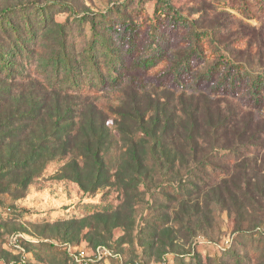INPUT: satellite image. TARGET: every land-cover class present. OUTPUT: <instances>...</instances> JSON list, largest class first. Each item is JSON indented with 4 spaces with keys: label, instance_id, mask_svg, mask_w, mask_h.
I'll list each match as a JSON object with an SVG mask.
<instances>
[{
    "label": "rangeland",
    "instance_id": "obj_1",
    "mask_svg": "<svg viewBox=\"0 0 264 264\" xmlns=\"http://www.w3.org/2000/svg\"><path fill=\"white\" fill-rule=\"evenodd\" d=\"M29 1L0 0V9ZM35 1L54 6L49 8L44 21L38 18L37 12L30 14L37 39L34 46L28 47L33 58L16 56L0 33L1 50L9 52L5 59L14 65L11 69L27 77L10 79L0 75V123L12 111L39 109L31 126L23 124L22 138L41 135L43 127H47L45 130L54 126L67 128L70 125L75 130L78 127L79 140L85 138L86 143L93 140L92 148L105 155L111 171L101 173L99 182L94 184L92 165L80 164L78 168L69 158L61 160L47 154L43 167H29L16 176L21 182L25 174L35 173L28 185H12L0 190V264H19L24 257L33 264L66 262L62 248L56 249L51 243H67L74 251H84L89 258L101 260L98 264H118L115 257L124 264L134 261L136 264L141 261L143 264H189V260L195 262L199 255L204 261L207 256L217 257L222 264H233V258L240 260V264H264V154L252 165L257 168L246 169L249 172L245 174V183L236 180L226 190L219 188L221 192L217 194L208 189L189 201L169 205L164 197L168 186L158 187L165 181L168 185L171 182L184 184L192 180L188 175L194 174L188 171L193 164L189 162V151L182 148L184 141H179L178 136L174 138L175 147L169 146L173 134L167 128L170 113L180 114L181 108L194 104L193 92L187 87L172 89L168 84L159 85V79H166L164 72L172 65L176 54L187 52L190 43L187 36L193 34L191 28L208 36L199 43L204 54L194 55L190 74L211 70L212 83L217 85L229 66L224 60L243 63L253 72L264 69V20L236 8L233 0ZM109 9L118 12L109 20H101L99 13ZM174 12L181 15V20H177ZM93 17L95 25H108L110 30L113 23L121 31L130 23L135 45L119 72V84L75 98L72 93H64L49 84L55 76L49 56L55 50L57 29L62 27L68 29L66 37L74 41L80 53L91 35ZM124 18L128 20L116 22ZM155 19L160 21V29L168 33L171 45L147 67L142 59L150 51H145L144 41ZM24 35L30 44L28 29ZM58 74L60 83L56 85H64L68 73L60 71ZM187 76L189 86L194 82ZM82 100H86V105H82L81 117L71 119L68 115H73V102ZM232 100L239 103L241 99ZM232 100L223 99L213 104V108L234 109L237 105ZM150 101L159 102L162 110L155 109ZM238 108L244 111L240 116L248 119V112L252 110L243 104ZM122 111L128 115H120ZM252 113L255 119H264L258 112L253 110ZM212 115L213 119L221 116L216 109L211 111ZM99 119L105 130L104 133L98 131L93 139L89 129L95 131ZM74 122L76 125L72 126ZM153 140L161 143L160 152H171L177 159L176 168L164 162L161 168L150 164L147 172H142L141 168L128 164L131 142L136 144L139 155L147 153L149 162L154 160L151 155L160 156L147 148ZM209 142L210 136L197 133L198 158L208 151ZM142 144H147L146 151L142 150ZM11 145L14 149L17 147L15 142ZM3 149L7 152V145ZM73 157L82 161L78 152L70 155L71 160ZM181 161L189 163L186 164L189 167H180ZM12 175H7L0 185L7 187ZM96 204H110L117 209L116 213L99 218L97 212L84 210L83 206L95 207ZM163 213L168 221L154 232L150 227ZM222 248L228 250L221 252ZM102 252L106 254L101 255Z\"/></svg>",
    "mask_w": 264,
    "mask_h": 264
},
{
    "label": "trees",
    "instance_id": "obj_2",
    "mask_svg": "<svg viewBox=\"0 0 264 264\" xmlns=\"http://www.w3.org/2000/svg\"><path fill=\"white\" fill-rule=\"evenodd\" d=\"M233 1L235 2L234 6L236 8H243L248 12L250 17H258L264 20V0ZM57 4L61 7L66 6L64 3ZM53 6L54 5L50 3L40 5L37 1L31 0L26 3L5 6L0 9V33L3 34L4 41L9 45V50L14 51L15 55L20 58H33L28 47L32 44L34 46L37 39L35 37L36 30H33L31 27L32 22L30 21V14L32 11H35L38 13V18L42 17L44 21V18L49 14V8ZM117 12L116 10L113 12L109 9L99 13V16L101 20L106 21ZM174 16L179 18L177 19L178 21L181 20V15L176 12H174ZM94 19L95 17H93L91 35L80 53L74 41H70L66 37L67 32L65 30L68 29L62 27L61 29H57L55 50L53 54L49 56L55 73V76L51 78L54 80L49 84L64 93H72L75 98H80L84 93H99L104 91L108 86L119 84V72L122 65L127 62L133 45H135L133 42V30L129 27L131 26L130 23L126 24L123 31L113 23V30H110L108 25H95ZM127 20L128 18H124L116 22L124 23ZM15 21L20 23L15 24ZM186 21L187 20L184 19V22ZM153 24L154 26H152L148 37H146L144 41L145 51H150L142 59V62L147 67L153 63L154 57L159 58L168 46L171 45L168 33L165 32L164 29L161 28L163 31L160 29V21L155 19ZM189 25L192 27L190 23ZM25 29H28L30 32V44L27 43L24 35ZM190 32L193 34L187 36L190 41L187 52L176 54V58L172 62V65L164 72V78L166 79L161 81L159 79V85L168 84V86H170L169 88L172 89L178 86L189 88V90L193 92L191 98L194 102V104L181 108L180 114L174 115L172 112L167 116V128H170L173 134L172 142L169 146L172 148L175 147V137L179 136L181 138L179 141H184L182 148L184 151L185 149L188 150L191 154L189 162L192 161L191 163L193 165H189L192 166L189 167L186 165L189 163L181 161L180 167L188 166V171L192 170L194 172V174L188 175L192 177V180L184 184L171 182V185H168L166 181L158 184V187L164 184L168 186L165 188L166 195L164 197L169 205L180 201L182 203L187 200L189 201L191 198L202 194L208 189H210L209 191L212 193H220L221 189L219 190V188L226 190L236 180L245 183L247 180L245 179V174L249 172L246 169L257 168V166L252 165L257 164L258 160L264 154V119H255V115L252 113L254 110L264 117V69L253 72L245 68L243 63L228 59L224 60V62L229 65L228 69L226 73L222 75L217 85L212 83L211 78L214 75L211 70L191 75L190 63L194 55L200 57L204 54L202 46H199V43L206 39V35L208 36V34L192 28ZM191 38L195 39L196 42H192ZM7 55H9V52L5 50L2 51L0 45V75H6L10 79L15 76H19L20 79L27 78L24 75L21 76L14 73L11 69V67H14L13 63L5 59ZM60 71L68 73L64 85H56L57 82L60 83L58 80V73H60ZM187 75L191 76L194 82L189 86L187 85ZM239 91L241 94L238 93ZM86 97L88 98L89 96ZM223 99H234L236 101L241 99L243 102L240 100L239 104L232 100L237 105L234 109H228L225 108V106L213 108V104L220 103ZM86 100L78 101L77 103L73 102L75 103L72 107L73 115H71V113L68 115L71 116V119L81 117V108L82 105H86ZM150 104H152V106L154 104L155 109L162 110L159 102L150 101ZM242 104L252 110L248 112V119H244L240 116L244 111L243 109L240 110L238 105L241 106ZM1 105L2 103H0V106ZM212 108L216 109L217 112L221 114L219 118L213 119V115L211 117ZM93 112H95L94 109ZM38 113L39 109L34 110L33 108H30L27 112L12 111L6 116L4 121L0 123V182H3L7 175L14 174L9 181V185L7 187L0 185V190L3 188H10L12 185L18 187L28 185L30 180L35 176V173L29 172L25 174L21 182L18 181V177L16 176L29 167H43L47 154H51L53 157H57V159L61 160L69 158L78 168H80V164L85 167L92 165L94 169V184L99 182L101 173H110L111 166L106 161L105 155H102L101 151L92 148L93 145H91V143L93 140L88 143L85 142V138L79 140L78 136L80 134H78V127L76 130L75 128H70V125L67 128H55L54 126V128H50L49 130H45L44 128L47 127H43L41 135L37 137L36 135H32V137L28 139L22 138L20 136V131L23 128V124L25 127L31 126L32 121L36 119ZM120 115H128V113L126 114L122 111ZM99 120L100 124L95 128V131H92L94 128L89 129L91 130L89 135L94 136L93 139L96 138L95 136L98 131L104 133L105 130L103 128L104 125L101 124V119ZM75 125L76 123L74 122L72 126ZM198 132L210 136L208 151L199 158L196 154L199 150V146L195 143ZM12 142L17 144L15 149L13 145H11ZM160 144L159 141L153 140L152 144L148 145V150L150 148L152 150L151 152L154 150L153 154L160 155L157 157L151 155L154 160L151 159L152 162H149L147 153L145 152L143 155H139V149L136 144L131 142L130 151L129 154H127L128 164L137 167V169L138 167L141 168L142 172H147L150 164L154 165V168H161L164 162L168 164L170 168H176L178 166L176 163L177 159L170 155L171 152H160ZM5 145L8 147L7 152L3 151ZM146 145L147 144H142V150L146 151L144 148ZM76 152H78L82 161L74 157L71 160L70 155L73 156V153ZM163 155H166V157L164 158ZM237 172L239 173L236 174ZM83 207L84 210H88V212H97L96 215H98L99 218L104 216L108 217L110 214L116 213L117 210L110 204H96L95 207H87L85 205ZM167 221L168 216L163 213L154 226L150 228L154 232H157ZM51 244L56 249L62 248L67 258L66 262L59 264H68L67 262L71 264H98L101 261L91 258L81 260L78 256L80 251H74L67 243L61 245L57 243ZM227 250L228 248H222L221 252ZM115 258L119 260H117L118 264H124L121 259L118 257ZM205 259L206 261H210V264H222L218 261L219 259H217V257L210 259L207 256ZM232 260H234L233 264H240V260L237 258H233ZM206 261L199 255V258L195 259V262L189 260V264H208ZM134 262H130L129 264H136ZM139 263L143 264L142 261ZM19 264L33 263L30 259L28 260L24 257ZM34 264L44 263L39 261Z\"/></svg>",
    "mask_w": 264,
    "mask_h": 264
},
{
    "label": "built area",
    "instance_id": "obj_3",
    "mask_svg": "<svg viewBox=\"0 0 264 264\" xmlns=\"http://www.w3.org/2000/svg\"><path fill=\"white\" fill-rule=\"evenodd\" d=\"M102 254L105 255L106 252H102L101 255H102ZM78 256H79V258H80L81 260H86V259L89 258L88 256H86V253H85L84 251H80V252L78 253Z\"/></svg>",
    "mask_w": 264,
    "mask_h": 264
}]
</instances>
